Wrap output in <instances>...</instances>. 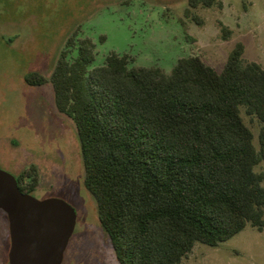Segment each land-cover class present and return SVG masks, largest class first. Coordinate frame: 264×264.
<instances>
[{
	"label": "trees",
	"instance_id": "1",
	"mask_svg": "<svg viewBox=\"0 0 264 264\" xmlns=\"http://www.w3.org/2000/svg\"><path fill=\"white\" fill-rule=\"evenodd\" d=\"M96 49L75 33L50 83L59 111L76 124L85 186L118 263L182 264L198 242L216 247L248 224L263 231L264 174L256 166L264 162V68L244 60V45L222 72L190 56L171 74L131 67L116 52L90 69ZM242 106L261 123L259 148ZM17 181L26 194L37 185L32 170Z\"/></svg>",
	"mask_w": 264,
	"mask_h": 264
},
{
	"label": "rangeland",
	"instance_id": "2",
	"mask_svg": "<svg viewBox=\"0 0 264 264\" xmlns=\"http://www.w3.org/2000/svg\"><path fill=\"white\" fill-rule=\"evenodd\" d=\"M77 32L97 45L90 69L116 52L128 54L131 67L167 74L190 56L222 72L239 43L244 60L264 68V0H219L197 9L189 0H0V169L16 178L32 170L37 177L32 196L61 199L76 210L63 264H119L85 186L76 124L59 111L50 83ZM32 74L46 81L30 85L26 78ZM241 110L259 148L261 123L245 106ZM256 171L264 174V162ZM10 247L8 216L0 210V264H9ZM182 264H264V230L248 224L216 247L198 242Z\"/></svg>",
	"mask_w": 264,
	"mask_h": 264
},
{
	"label": "water",
	"instance_id": "3",
	"mask_svg": "<svg viewBox=\"0 0 264 264\" xmlns=\"http://www.w3.org/2000/svg\"><path fill=\"white\" fill-rule=\"evenodd\" d=\"M0 210L9 220V264H63L77 225L69 203L23 193L17 178L0 169Z\"/></svg>",
	"mask_w": 264,
	"mask_h": 264
}]
</instances>
